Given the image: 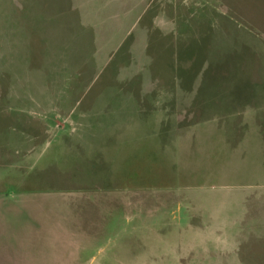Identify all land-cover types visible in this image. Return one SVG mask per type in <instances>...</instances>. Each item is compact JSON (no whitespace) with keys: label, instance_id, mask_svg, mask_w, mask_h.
I'll return each mask as SVG.
<instances>
[{"label":"rangeland","instance_id":"obj_1","mask_svg":"<svg viewBox=\"0 0 264 264\" xmlns=\"http://www.w3.org/2000/svg\"><path fill=\"white\" fill-rule=\"evenodd\" d=\"M0 264H264V0H0Z\"/></svg>","mask_w":264,"mask_h":264},{"label":"crops","instance_id":"obj_2","mask_svg":"<svg viewBox=\"0 0 264 264\" xmlns=\"http://www.w3.org/2000/svg\"><path fill=\"white\" fill-rule=\"evenodd\" d=\"M14 11H16V9ZM31 11H33V8L31 6L28 7L27 5H25L22 12H19V14L21 15L14 13V16H13L14 17L13 20H15L17 22V25L20 26L19 30L23 29L24 32H27V38H28L27 41L31 38V35H32V32L30 33V30H31L30 24L33 18H29ZM4 22L5 20L4 21L2 20V24H5ZM1 213L3 212L1 211ZM9 217L7 215V219H9Z\"/></svg>","mask_w":264,"mask_h":264}]
</instances>
